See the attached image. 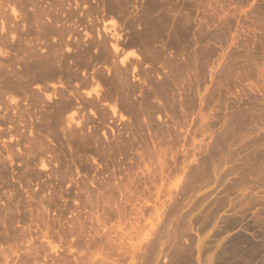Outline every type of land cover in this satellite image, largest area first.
<instances>
[{"label": "rangeland", "instance_id": "obj_1", "mask_svg": "<svg viewBox=\"0 0 264 264\" xmlns=\"http://www.w3.org/2000/svg\"><path fill=\"white\" fill-rule=\"evenodd\" d=\"M0 264H264V0H0Z\"/></svg>", "mask_w": 264, "mask_h": 264}, {"label": "bare ground", "instance_id": "obj_2", "mask_svg": "<svg viewBox=\"0 0 264 264\" xmlns=\"http://www.w3.org/2000/svg\"><path fill=\"white\" fill-rule=\"evenodd\" d=\"M114 51H117V46H114Z\"/></svg>", "mask_w": 264, "mask_h": 264}]
</instances>
